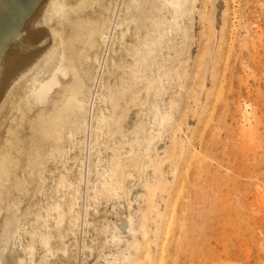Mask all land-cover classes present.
<instances>
[{
    "label": "bare ground",
    "instance_id": "obj_1",
    "mask_svg": "<svg viewBox=\"0 0 264 264\" xmlns=\"http://www.w3.org/2000/svg\"><path fill=\"white\" fill-rule=\"evenodd\" d=\"M223 8V0H0V264H231L235 241L254 244L260 220L238 205L236 180H205L212 196L201 230L182 200L196 195L218 144L233 157L227 140L200 126L223 102L217 66L232 24ZM236 49L253 68L242 58L236 67L260 77L252 43ZM241 90L230 79V95ZM254 98L230 102L218 118L226 138L236 130L260 147V88ZM260 249L255 264H264Z\"/></svg>",
    "mask_w": 264,
    "mask_h": 264
},
{
    "label": "rangeland",
    "instance_id": "obj_2",
    "mask_svg": "<svg viewBox=\"0 0 264 264\" xmlns=\"http://www.w3.org/2000/svg\"><path fill=\"white\" fill-rule=\"evenodd\" d=\"M223 5V9H225L226 11L225 13L227 18L229 19V23L232 22L231 26L227 28V35L224 38L225 45L222 50V59H220L222 61L217 66L219 72L217 83L224 87V91L222 94L223 102L218 103L216 105L217 116L215 114L214 118L207 126L206 124H204V126L200 125L203 127L204 131L202 130V128H199V130L201 132L203 131V133L205 134V136H207L208 139L214 138L212 136V133L215 131L216 136L218 135V137L222 140H227L230 150L233 152V157L228 158V156L224 154L225 150L223 146L221 144H218L214 149V153L209 152L210 154H207L209 156H206V160L204 161L206 166V174H203V183L200 184L199 187H196L197 196L194 193V197H192L193 192L191 190L190 192H188V195H185L186 197L184 199L182 198V200L184 201L185 207H188L187 214L190 227L193 228L192 230H194V226L196 227L195 229L198 228L201 230L204 228V218L205 216H207V211L205 208L206 199H209L210 196H212L209 181L205 180H207L210 175L219 176L222 174H225V176L227 175V177H230L231 182H233L234 184L236 180L238 183L236 182L235 185H238L237 188L240 189L239 194L241 193L245 196L244 202L238 203V205L245 207L246 210L256 220L255 222H258L260 220V224L255 225L253 229L255 238L254 244L253 242L247 241L246 239H239L235 241L236 249H234V253L232 251L231 254V251L229 250L227 251L226 257L230 260L231 264H255V259L257 258L256 255L261 254L260 248L264 247V191L259 192V194L257 193V191L261 188H263L262 190H264V163H262V161L264 160H259L258 162L260 163V165H257V158L259 157L260 153L264 151V139L261 140L262 145L258 147L256 144H253V141L251 140L247 142L245 140V136H242L240 138L239 132L237 134L236 130L233 133L234 135L231 134L230 137L226 138L228 135L224 132V130L221 129L218 117L219 115H224L226 111V106L232 101L240 100L241 105H243L244 102L255 103L254 92L257 88H260L262 90L264 99V72L261 73L260 77H252L247 75L249 68L242 67L241 69H238L236 67V65L239 66L238 61L242 58L244 59L245 63L248 64V67H250L251 69L253 68L252 63L248 60L246 53H240L236 49V46L241 44L242 42L250 44L252 43V45L254 46L253 50L255 55L259 56V61H262V63L264 64V0H223ZM230 29L232 30V32L230 31ZM229 32H231V40L233 39V43L235 46V48L233 49L234 56H232L231 59ZM254 74H257V71L254 72ZM236 77L242 82V90L239 94L235 92L230 95V79L234 80ZM258 84L261 86H259ZM256 103H258L257 100ZM262 103L263 102L261 101L260 106ZM254 105L255 107L257 106L258 109H256V111L257 113L259 112L258 115H260L261 111H264V109L261 110L259 104ZM253 116L254 115L252 110V112L249 114L250 121L253 120ZM229 121L230 120H228V124L230 125ZM235 124L240 130L243 125H246V122H244L237 116L235 118ZM257 128L258 132L261 134L263 132V127L258 126ZM191 145L192 147H195L191 148L193 151L195 149L196 151H198V155L201 154L202 157L204 156V145L199 139L198 141L197 139H195V141H191ZM244 146H246V148H244ZM234 153L238 154V157L235 160V162L239 163L237 165L235 164V162H233L234 164L231 162L234 161V159H232L235 156ZM227 161H229L230 163H228ZM196 162L199 163L198 161ZM261 163L263 164V166ZM241 164L243 166L246 165L249 168L243 171L241 170V168L238 170L237 167H240ZM191 171L190 178L194 179L196 168H193V170ZM215 188L216 190L218 189L217 184H215ZM200 194L204 196L203 199ZM195 197H199V199ZM240 198V195H233L232 201L239 202ZM201 219H203V221ZM191 224L194 226H192ZM228 252L230 254H228ZM96 255L97 253L93 254V256L91 257L96 258ZM95 258H91V262L95 260ZM261 261L264 262V256L263 258H261ZM62 264L71 263L62 262ZM181 264H184V262Z\"/></svg>",
    "mask_w": 264,
    "mask_h": 264
}]
</instances>
